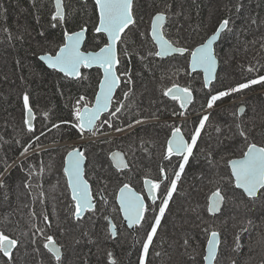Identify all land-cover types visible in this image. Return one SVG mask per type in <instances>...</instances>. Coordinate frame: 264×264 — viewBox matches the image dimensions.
<instances>
[{
    "label": "trees",
    "instance_id": "obj_1",
    "mask_svg": "<svg viewBox=\"0 0 264 264\" xmlns=\"http://www.w3.org/2000/svg\"><path fill=\"white\" fill-rule=\"evenodd\" d=\"M54 3V0H0V56L8 58L0 67V180L21 159L0 181L4 185L0 187V232L5 234V231H10L11 238L19 241L12 261L0 253V264H57L42 246L41 233L37 232L39 225L45 236H49V231L55 236L59 234L57 239L61 238L67 245H71L67 247L62 264H111L112 259L116 264H137L138 257H134V253L139 249V242L132 241L124 234L112 239L107 232V216L115 215L112 204H109L110 209L105 212V217L97 221L85 218L75 222V206L72 201L69 212L63 166L66 153L76 146L48 149L23 158L40 147L80 136V132L72 126L76 122L72 106L82 96L94 97L101 79L98 69L90 72L84 70L79 80L62 74L55 76L39 60L42 51L56 53L64 43L65 34L81 28H88L85 50H97L107 43L104 34L95 32L99 17L92 0H87V3L63 0L65 20L62 22L52 19L56 11ZM157 7H162V11L170 16L171 21L165 31L178 47L202 44L224 19L230 21L231 31L223 34L217 51L221 53L226 48L231 62L225 65L221 59L220 75L210 88H205L202 74L190 76L187 56L159 60L158 56L149 55L154 52L151 31H140V15L142 11H154ZM133 9L135 19H139L120 43L118 73L122 85L112 109L118 106V101L125 107L116 116L109 113L105 115L103 121L107 119L111 126L104 123V130L99 131L100 134L121 132L122 135L80 144L89 155L88 163L92 170L86 169V177L92 184L95 173L101 187L108 189L107 199H113L117 181H121L125 175L103 165L108 163L107 156L109 158L115 149H122L135 157L133 166L137 175L134 173L133 179L139 181L148 168H157L163 152L162 146L173 127L180 126L189 132L187 127L195 126L204 115H208L209 120L205 131L201 133L205 136L210 129L209 140L201 147L203 151L199 162L210 159L209 154L215 146L211 136L224 132V135L221 134L222 139L237 138L238 126L244 121L252 130H257L264 143V83L231 93L216 102L217 106L223 105L233 97L257 92L249 98V112L244 119H237L238 124L235 119L238 117L237 109L233 106L216 111L213 110L215 105L207 107L211 95L264 76V0H135ZM253 20L256 22L253 23ZM225 62L228 61L225 59ZM125 71L131 73V84L125 83ZM90 73L92 77L84 80ZM177 84L193 90L197 95L184 116L179 115L182 109L177 107V102L163 95L165 90ZM129 89V99L124 100L123 93ZM25 94L33 104L45 107L41 108L36 121V131L42 135L39 139L34 138L25 123ZM195 115L198 116L193 119H180ZM137 120L142 122L137 124ZM130 124L132 127H129ZM235 125H238L237 129ZM25 147H28L27 153H24ZM212 175L210 183L218 181L216 177L219 176ZM125 176H129L128 173ZM42 182H45L46 201L37 193V184ZM45 216L51 225L46 224ZM7 227L9 230H6ZM262 231L264 233V226ZM176 234L179 236L178 250L173 249V241L176 240L173 236ZM184 234L179 226H170L167 231L160 233L158 243H155V247H158L153 251V258L150 256L151 262L148 264H176L183 259L182 253H179L182 248H193L197 252L198 242L195 244L191 241L188 246H183L186 239ZM224 243H227L226 240Z\"/></svg>",
    "mask_w": 264,
    "mask_h": 264
},
{
    "label": "snow or ice",
    "instance_id": "obj_2",
    "mask_svg": "<svg viewBox=\"0 0 264 264\" xmlns=\"http://www.w3.org/2000/svg\"><path fill=\"white\" fill-rule=\"evenodd\" d=\"M133 2L134 0H95V6L99 10V24L95 28L96 33L106 34L109 43L107 46L102 47L99 52L84 53L81 49V44L85 39L86 28H81L79 32L73 34H66L65 38L67 43L64 47L60 48L59 53L55 56L41 57L43 60H47L48 66L53 69H58L66 77L80 78L81 68H91L97 66L103 70V82L100 84L99 94L95 98L94 107H80L77 102V107L74 109L76 123L72 126L79 130L80 134L89 132L92 135H96L100 116L102 113L109 112L110 115L116 116L117 113L125 107L123 103L119 101L118 106L114 109L110 108L113 101V93L121 83V76L117 73V65L120 64V60L117 53V45L122 42V35L130 25L135 24L133 17ZM87 3V0H85ZM56 11L53 15V20L64 21L65 11L63 8V0H55ZM170 7V6H169ZM239 11V8H237ZM166 15L164 11L156 14L151 24V38L158 46L159 50L155 53H149V55H155L161 58H165L171 54H184L189 50L183 47H175L172 42L165 38L163 28L166 22ZM253 23L256 21L253 20ZM230 21L224 19L220 23L217 32L207 40L206 43L195 48L190 52V66L193 72L200 69L205 74V85H207L213 78L214 72L217 66L216 53L213 48V44L220 38L221 33L231 31L229 27ZM143 60L144 57H141ZM250 71L252 69H249ZM127 77L125 83L131 84L132 78L129 71L123 73ZM264 83V76H259L256 79H252L248 82L238 84L236 87L226 91L219 92L215 95H211L208 100L207 107L212 108L217 101L223 97H227L231 93L239 92L244 89H248L252 85ZM131 89L123 93L124 100H128ZM163 95L168 96L170 99L178 101L180 108L184 109L179 115L184 116L188 106L193 102V95L190 89L182 88L178 85H173L172 88H168L163 92ZM80 100H84L81 97ZM24 107L28 114V120L25 121L28 124V130L32 131V125L30 120L33 116L32 108L29 106V96L25 94L23 96ZM209 120L208 115L202 116L198 122V127L191 135L190 141L186 140L180 127H173L171 131V138L167 141V149L164 158L172 160L174 156L182 158V162L179 164V171L176 172L175 179L170 181V187H166V196L162 199V203L159 206L158 216L153 217L154 223H151L150 231L146 233V240L144 241L143 256L140 258V264H145L146 258L149 253V248L153 243L154 237L157 235V230L161 225V219L165 215V211L168 208L169 201L172 199L173 193L177 189V181L181 179V174L185 171V166L189 164L190 158L194 157L193 150L196 148L197 141L201 136L202 130L205 129L206 122ZM142 121L137 120L139 124ZM105 124H111L107 119L103 121ZM58 127V126H57ZM129 127H132L130 124ZM239 127V126H238ZM123 131V129H118ZM219 132L220 129L217 128ZM239 135L247 141V133L241 129ZM39 139V137H37ZM28 147H31L29 145ZM28 147L24 148V153L28 152ZM119 153L113 154V159L119 157ZM85 160L84 153L80 149H73L68 154V167L65 169L68 175L69 185L72 189V199L76 202V210L74 216L79 220L82 219V213L86 211H95V205L92 202V195L88 182L83 179L82 164ZM117 167L127 168L128 164L120 159L117 163ZM232 175L235 177V187L242 189L246 196L256 201L258 199L264 200V146H258L256 143H250L247 145V151L244 152L243 157L231 162ZM6 170V169H5ZM163 174L164 168L160 169ZM164 179H168L164 176ZM160 182L152 180L145 181V187L147 188L148 196L153 203L157 199L156 192L160 188ZM0 187H4L0 184ZM224 197L220 191H217L213 195L212 205L209 211H218L219 206L222 203ZM120 206L124 212V218L128 222V226L131 227H143V222L146 220V213L153 211L150 206L145 204V199L135 191H133L127 184L120 190ZM47 220V216L44 217ZM37 232L43 234V230L37 228ZM112 235H116L115 225H112ZM47 243L44 247L53 253L57 261L61 260L60 249L53 242L51 236H45ZM19 241L15 238H10L8 235L0 232V253L8 258V261L13 259V249L18 245ZM187 243V242H186ZM218 245V233L212 232L211 239L208 241L207 255L204 259L208 264H213L217 255ZM159 255V253H156ZM111 257V254H109ZM111 264H116L115 260L111 261Z\"/></svg>",
    "mask_w": 264,
    "mask_h": 264
},
{
    "label": "rangeland",
    "instance_id": "obj_3",
    "mask_svg": "<svg viewBox=\"0 0 264 264\" xmlns=\"http://www.w3.org/2000/svg\"><path fill=\"white\" fill-rule=\"evenodd\" d=\"M162 10H163L162 7H157V9L155 8L154 11H152V10L151 11H148V10L142 11L141 14L144 15V17H143V19H141L142 15H140V24H139L140 25V28H139L140 31H142L144 33L151 31V24H152V20H153L154 16L156 14H158L159 12H161ZM165 14L167 15V23H166L163 31H164L165 36L167 37V33L165 30H166V27L169 26V22L171 21V18L166 13V11H165ZM134 17H135V15H134ZM138 19H139L138 17L135 19V23H136V20L138 21ZM144 20H145V22H144ZM216 29H217V26L213 29V32ZM172 35L174 36L173 33H172ZM150 39L154 45V48H153L154 52L153 53H155L156 52L155 49L157 50V47L155 46L152 38H150ZM169 41L172 42L170 39H169ZM172 43L175 44L174 42H172ZM191 44H192V42L189 43L188 46ZM105 45H106V43L103 46H101V48L104 47ZM200 45H202V44H198V45H196V47H199ZM219 45H220V43H219ZM219 45H218V47H219ZM218 47H217V50H218ZM193 49H195V48H193ZM84 50H85V48H84ZM98 50L99 49L93 50V51H98ZM85 51H90V50H85ZM53 52H50V53L52 54ZM45 53H46V51H42L40 54H45ZM217 55H220L219 59L220 60L222 59V61L225 63V65H227L229 62H231L228 60L230 57V54L226 48L223 49V51L221 53H218V51H217ZM153 56H155V55L153 54ZM179 56H184V57L187 56L188 57V65H189L190 59H189L188 55H179ZM172 57H175V56H172ZM172 57H168L167 59L172 58ZM7 59L8 58L5 56H0V67H2L4 65V63ZM158 59L161 60L160 57H158ZM225 59L228 62H225ZM177 62H179V61H177ZM98 71L101 72L99 69H98ZM189 73H190V71H189ZM95 74H96V72H95ZM90 76L92 77L91 73L84 80H87L88 78H90ZM99 83H100V81H99ZM98 86H99V84H98ZM256 93L257 92H255L254 94H256ZM259 93H262V92L260 91ZM252 94L253 93H250V95L244 94V95H241L238 97H233L228 103H225L223 105H218V106L215 105L213 107V110H223L226 106L234 105V104H237L238 107L239 106L240 107L241 106L248 107L250 104L248 101H249V98L252 97ZM95 96H96V94H95ZM95 96L94 97L88 96V97H91L94 100ZM77 102L78 101H76V100L74 101V103H77ZM74 109L75 108L72 106V113L73 114H74ZM246 113H247V111H246ZM137 126H139V125H137ZM244 131L247 133V136H248L247 141H245V139L243 137L231 138L230 140H225L224 138L222 139L221 134L224 135V132H222L221 134L218 133L216 136H211L212 142L214 143L215 146L212 149L211 153L209 154L210 159L202 161V162L198 161L200 158V155H201L200 148L202 147L203 143H208L207 140H209V139L207 137H205L202 140L199 138L197 141V145H196L197 155L194 158H191L189 161V164L186 165V169H185L183 176H182V177H184V180L183 179L180 180V184H179V188H178V194L179 193L180 194L179 195L177 194V196L175 197V200L173 202V209L171 212V216L169 217V220H167V222L164 224V229L166 231L170 228V226H173L174 228L176 226H179V228L183 229V232H185L184 237H186L185 242H183V246H188L191 243V241L194 242L195 244L197 242L200 244L199 253H197L196 255H194V254L192 255L190 253V251L193 250L190 248H182V250H179V253H182V255H183V259L179 261V264H204L203 259L205 256V247H206V243H207L208 238H209V234L212 232V231H208V229L213 224V223H211V221H207V220L211 219L210 218L211 215L209 212V198H210V195L217 190H220L221 193L223 194V196L225 198V205H224L223 212L220 215L215 216V217L219 218L215 222L222 228V230L220 232L222 233L223 237L225 239H227V243H226L227 248H225V250H223L222 252L219 253L218 258H220V256H223L222 261H224L225 259L228 260L229 256L227 255V249L229 250V255H232L234 258L235 257H241V254H245V252H244V249L243 250L241 249L242 251L240 250V245L243 244V246H244L245 244H247V240H246L245 236H247L249 238V237H252L253 234H255L253 237V238H255L257 235H259L258 233H261V230L264 226V200L258 199L256 201H252V200L243 199L244 194L240 193V190L235 187L234 180H233L232 176H230L231 171H230V167H229L228 157H230L231 154L236 155V158H239V157H242V153L244 152L246 145H248L250 143H257V144L264 145L263 140H261L259 133H257L255 130L248 128V130L245 129ZM120 133L121 132L102 133L100 136H97L96 138H89L88 142H86V143L97 141V140L100 141L102 139L111 138L113 136H120V135H122ZM188 137L191 138V136H188ZM36 152H39V151L37 149H35V151L33 150V152L31 151L28 154L24 155L23 158L29 156L30 154L36 153ZM234 152H236V153H234ZM124 153H125L127 159L129 160V163L133 166L134 162H136L135 157L130 156L129 153H127L125 151H124ZM86 156L88 159L89 155L86 154ZM19 161H20V159L17 160L8 169V171L3 175L2 179L12 169V167L14 165H16ZM107 161H108V163L103 164L104 167H111L112 170H114L111 159H110V157L108 158V156H107ZM88 162H89V159L87 160L86 168H88V170L90 171L91 170L89 168L90 163H88ZM205 166H207V167H205ZM133 167H134V169L136 171V175H137V170H136L135 166H133ZM59 170H58V172L60 173L61 171H59ZM212 174H217L219 177H216V178L218 179V181L221 180L220 185H218L219 188L216 190H212L213 187L210 185L209 180L212 179V176H213ZM92 178L91 179L93 180L92 184L94 187V192H96L98 195L102 194L103 192L108 193V189L101 187V182H99V183L97 182V179H96L97 177H96L95 173L93 174ZM168 179H170V178L168 177ZM229 179H231V181ZM125 181H126V179H122V183ZM179 189H180V191H179ZM138 190L140 192H144L142 187L139 188ZM241 194H243V195H241ZM241 201L243 202L242 204H241ZM160 205L161 204H158L155 206L152 205L151 209L153 211L149 212L150 216L155 215V211L157 209V206L159 207ZM100 210L105 211L104 202L100 203ZM192 210H193V212H192ZM189 213L192 214L193 219H192V216L189 215ZM9 214L11 216H13L12 212H9ZM176 217L181 218V220L179 218L176 219ZM113 218L117 221V224H119V225L121 224V221L118 218H116L114 216H113ZM195 219L196 220L198 219V221H195ZM174 220H176V222H174ZM78 222H80V221H78ZM173 224H175V225H173ZM6 230H9V228L7 227ZM66 232H69V231L66 230ZM9 233H10V231H5V234L11 238ZM111 234H112V232H111ZM173 237H174V239H176L173 241L175 243L173 249L178 250L177 239L179 238V236L176 234ZM192 237H195V238H192ZM45 243H47V241ZM69 246H71V245H69ZM66 251H67V249L65 250V254H66ZM21 254H23V250H22ZM21 254H20V256H21ZM22 258H24V256H22ZM218 258H217V263L219 260ZM25 260H26V258H25ZM225 264H228V263H225Z\"/></svg>",
    "mask_w": 264,
    "mask_h": 264
},
{
    "label": "flooded vegetation",
    "instance_id": "obj_4",
    "mask_svg": "<svg viewBox=\"0 0 264 264\" xmlns=\"http://www.w3.org/2000/svg\"><path fill=\"white\" fill-rule=\"evenodd\" d=\"M78 1V0H77ZM80 1H82V0H80ZM54 2H55V0H54ZM83 2H85V1H83ZM55 4V3H54ZM55 9H56V7H55ZM64 44V43H63ZM63 44H61L59 47H58V50H59V48L63 45ZM180 47H184V46H180ZM193 47V46H192ZM184 47V48H187L189 51H188V53L186 54V55H188L189 56V59H190V52L191 51H193L194 49L193 48H195V47ZM57 50V51H58ZM57 51H55L56 53H57ZM56 53H52L53 55L54 54H56ZM177 56H179V55H177ZM219 58V57H218ZM220 63H221V60H220ZM44 66V65H43ZM189 66V65H188ZM45 67V66H44ZM46 68V67H45ZM44 68V69H45ZM220 68H221V65H220ZM47 69V68H46ZM85 71H92V70H95V69H91V70H88V69H84ZM83 70V71H84ZM56 75L55 76H59V75H61L60 73H58V72H56V71H54V70H52ZM197 74H201V73H195V74H193V75H190V76H192V77H195ZM220 74H218V76H219ZM204 81V80H203ZM178 85V84H177ZM179 86H182V85H180L179 84ZM183 87H185V86H183ZM172 88V87H171ZM186 88V87H185ZM208 89V88H207ZM190 91H192V92H194L193 90H191L190 89ZM118 93V92H117ZM194 94H195V99H196V93L194 92ZM117 95V94H116ZM85 97H86V99H88L89 101H93V99L91 98V97H88V96H86L85 95ZM167 98L168 99H170L168 96H167ZM170 100H172V99H170ZM175 101V100H174ZM177 103H175L176 105H177V107L179 106L180 107V104H179V102L178 101H176ZM194 102H195V100H194ZM194 102L188 107V109L194 104ZM29 106L33 109V112H34V127L32 128L33 130H32V132H33V135H34V138L36 139L37 137H41L42 135H40L39 134V131L37 132L36 131V126H37V124H36V121H37V118L40 116V113H41V108H45V107H42V105H40V107L39 106H37L36 104H33L30 100H29ZM229 106V105H228ZM231 106H233L234 108H236L237 109V116L238 117H236L235 119H236V123L238 124L239 123V120H238V122H237V119H244L246 116H247V113H246V111L247 112H249V110H248V107H246L245 106V108L243 109V114L242 115H240V111H241V107L239 106L238 107V105L237 104H234V105H231ZM187 109V110H188ZM182 111H184L183 109H182ZM216 111V110H215ZM25 121H26V116H27V111H26V109H25ZM196 116H198V115H195V116H192V117H183V118H180L181 120H183V119H186V118H188V119H193L194 117H196ZM250 115L248 114V117H249ZM104 118V117H103ZM103 118H102V120H101V122H100V126H99V129H98V131H100V130H104V128H105V126H104V123H103ZM168 119H166V120H164L163 122H165V121H167ZM74 121V120H73ZM150 122H153V121H150ZM245 122V121H244ZM241 123V125H240V127H238V132L241 130V129H243V130H248V128H250L249 126H248V124H246L247 122H245V123ZM68 123V122H67ZM76 122L74 121V124H75ZM237 126L238 125H235V127H236V129H237ZM175 127H177V126H175ZM178 127H180V126H178ZM198 127V122H197V124L194 126L193 125V127H187V129L189 130V132H187V131H185V129L183 128V127H180L183 131H184V133H185V135L187 136V138L189 139V141H190V137H188V136H191L193 133H194V131H195V129ZM232 128H233V126H232ZM210 130V129H209ZM209 130L206 132V135L205 136H203L202 135V133H201V136H200V139L202 140V139H204L205 137H207L208 138V133H209ZM256 130V129H255ZM172 131V130H171ZM171 131L168 133V136H167V138H166V140L164 141V145L162 146V149L161 150H163V152H162V155H161V157H160V159L161 160H159L158 161V165H157V168H152V169H150V168H148V171H146V172H144L143 174H142V177L140 178V180L139 181H136V180H134L133 178H134V173H135V175H136V171H135V169H133L134 167L133 166H131V164L129 163V160H128V163H129V168L128 169H126V170H117V169H115L114 168V170L115 171H118L119 173H124L125 175H126V173H128V175L129 176H123V178L122 179H126V181L125 182H123L122 183V179H121V181H117L118 182V186H117V188H116V191H115V193H114V197H113V199H107V196L109 195L108 193H102V194H97L96 192H94V187H93V185H92V192H93V197H94V199H95V201H96V208H95V211L93 212H90V213H88L84 218H82V219H77L76 217H75V222H78V221H83V220H85V218L87 219H89V220H95V221H97V219L98 218H101L102 219V217H105V212H107V211H109V209H110V206H109V204H112V207H113V213L115 212V215H114V217H116V218H118L120 221H121V224L119 225V224H117V221L113 218V216H111V215H109V216H107V221H108V226H107V232H108V234H109V236H111L112 237V239H117L119 236H121V235H126V236H128L129 238H131L132 239V241H134V242H136V243H138V245H139V249L134 253V257L135 256H137L138 258V263L137 264H140V258L143 256V248H142V245H143V243H144V241L146 240V233L148 232V231H150V227H151V223H154V221H153V217L154 216H158V214H159V207L157 206V209H156V211H155V215L154 216H150V214H149V212L148 213H146L145 215H146V220H145V222H143V227H135L134 229H131V228H129L126 224H125V221H124V219H123V216H122V213H121V210H120V208H119V205H118V203H117V197H118V193H119V190L121 189V187L123 186V185H125V184H128V185H130V186H132L133 188H135L138 192H140L138 189L139 188H143V190H144V192H140L141 194H143L144 196H145V200H146V203H147V205L148 206H150V209L152 208V205L153 206H155V205H158V204H161L162 203V199L166 196V187H170V181L172 180V179H175V173L176 172H178L179 171V164L182 162V158L181 157H177V156H174L173 158H172V160H167V159H165L164 158V156H165V153H166V149H167V141L170 139V137H171ZM205 131V129L202 131V132H204ZM257 131V130H256ZM239 137H241L240 135H239ZM257 144V143H256ZM203 145V144H202ZM257 145H259V146H264V145H261V144H257ZM68 146H70V144H69V141L68 140H62L60 143H57V144H54V145H51L50 147H48V148H46V147H40V148H38L37 150L40 152V151H44V150H48V149H55V148H60V149H62L63 147L65 148V147H68ZM77 147H82V146H77ZM76 147V148H77ZM245 147V146H244ZM83 148V147H82ZM83 150H84V148H83ZM115 150H122V149H115ZM114 150V151H115ZM200 152H202L203 151V149L202 148H200ZM71 151V150H70ZM113 151V152H114ZM123 152H124V150H122ZM247 151V145H246V148L244 149V152H246ZM69 152V151H68ZM67 152V153H68ZM193 152H194V157L197 155V149L195 148L194 150H193ZM244 152L242 153V157H243V154H244ZM66 153V154H67ZM234 153H236V152H234ZM201 156V155H200ZM193 157V158H194ZM242 157H239V158H242ZM239 158H236V155H233V154H231V156L230 157H228V159H229V162L231 161V160H233V159H239ZM191 159V158H190ZM208 160V159H207ZM190 161V160H189ZM164 162V163H163ZM171 162H173V163H171ZM229 167H230V165H229ZM161 168H164L165 169V172L162 174L161 172H160V169ZM87 169V168H86ZM185 169H186V166H185ZM63 170H64V167H63ZM230 171H231V169H230ZM65 173V172H64ZM44 176V175H43ZM164 176H167V177H169L170 179H164ZM183 176V174H181V179H183L184 180V177H182ZM230 176H232V173H231V175ZM61 178L63 179V177H62V174H61ZM65 178H66V175H65ZM232 178H233V176H232ZM148 179H150V180H152V181H155V182H160V188L157 190V199H156V201H155V203H153V201H151L147 196H146V193H145V189H144V183H145V181L146 180H148ZM180 179V180H181ZM180 180L179 181H177V189H176V191L173 193V196H172V199L169 201V205H168V208L166 209V211H165V215H164V217L161 219V225H160V227L158 228V230H157V235L154 237V239H153V243H152V245L150 246V248H149V253H148V256H147V258H146V262H145V264H148V263H150L151 262V259H150V256H152V258H153V251H155L156 250V248L158 247V245H157V247H155V243L157 244L158 243V239H159V236H160V233H162V232H164V224L167 222V220H169V217L171 216V212H172V209H173V202H174V200H175V197L177 196V194H178V188H179V184H180ZM230 181H231V179H229ZM233 180H234V178H233ZM221 181V180H220ZM220 181H216V182H211L210 184H211V186L213 187L212 188V190H216V189H218L219 188V186L218 185H220ZM67 182V181H66ZM38 185V187H37V193L38 194H40L41 195V198L44 200V201H46V198H47V192H46V189H45V182H42V184L40 183H38L37 184ZM234 185H235V181H234ZM164 187V188H163ZM240 190V193H243L244 194V198L243 199H246V200H250L247 196H246V194L243 192V190H241V189H239ZM67 192L65 193V198L68 200V205H69V212H71V210H70V203H71V200H72V196H71V192H70V189H69V187H68V184H67V190H66ZM179 191H180V189H179ZM217 191H220V190H217ZM217 191H215V192H217ZM215 192H213L211 195H210V198H209V207H210V199H211V197L213 196V194L215 193ZM220 193H221V191H220ZM180 194V193H179ZM178 194V195H179ZM243 194H241V195H243ZM36 195V194H35ZM33 196V199H34V202H35V200H36V196ZM221 195L223 196V194L221 193ZM246 196V197H245ZM224 197V196H223ZM161 198V199H160ZM177 199V198H176ZM73 201V200H72ZM101 202H104V206H105V211H101L100 210V203ZM224 205H225V198H224V204H223V209H224ZM74 206H75V204H74ZM223 209H222V211L219 213V214H211L210 213V215H211V219L210 220H207V221H211V223H213L211 226H210V228L208 229V231H212V232H216V233H218L219 234V237H220V244H219V253L220 252H222L223 250H225V248H227L226 247V244L224 243V240H226V242H227V239H225L224 237H223V235H222V233L220 232L221 230H222V228L215 222L217 219H219V218H217V217H215V216H218V215H220L222 212H223ZM210 212V211H209ZM35 216H36V214H35ZM36 218H38L37 216H36ZM48 218V217H47ZM37 223H38V225H39V222H38V219H37ZM46 224L47 225H51L50 224V222H49V218L46 220ZM112 225H115V229H116V235L115 236H112V234H111V232H112ZM40 227V225L38 226V228ZM160 228H161V230H160ZM65 232H66V230H64ZM211 232V233H212ZM159 233V234H158ZM211 233L209 234V238H208V241L210 240V238H211ZM259 235H257L255 238H253L254 237V235L255 234H253V236L252 237H247V236H245V238H246V240H247V244H245L244 246H243V244H241L240 245V250L242 249H244V252H245V254H241V257H233L232 255H229V250L227 249V255L229 256L228 257V260H224V261H222V259H223V256H220V258H218V256H219V253H218V256H217V258L219 259L218 260V263H217V260H216V263L215 264H225V263H228V264H264V233H263V231L261 230V233H258ZM48 235L49 236H51L52 237V240H53V242L54 243H56L61 249H62V256H61V260L60 261H57L56 260V258H55V256L53 255V253H51V252H49V250L47 249V248H45L44 247V244H45V242H46V240L44 239V237H45V234H41L40 235V237H41V240L43 241V247L45 248V250H46V252H47V254H49L50 255V257L52 256L55 260H56V262H57V264H62V261H63V258H64V255H65V250L67 249V247L69 246V245H67V242H65L63 239H61V238H56L59 234H57V236H55L54 234H52L50 231L48 232ZM160 241V240H159ZM208 241H207V243H206V247H207V244H208ZM199 244V243H198ZM223 246H224V249H223ZM199 247H200V244H199ZM206 247H205V255H206ZM18 249V248H17ZM193 249V248H192ZM241 250V251H242ZM190 253L193 255H196L197 253H199V250H197V252L193 249V250H191L190 251ZM221 255V254H220ZM205 257V256H204ZM222 258V259H221ZM113 260V259H112ZM111 260V261H112ZM116 262V261H115ZM203 262H204V264H205V261H204V259H203ZM176 264H179V262L178 263H176Z\"/></svg>",
    "mask_w": 264,
    "mask_h": 264
},
{
    "label": "water",
    "instance_id": "obj_5",
    "mask_svg": "<svg viewBox=\"0 0 264 264\" xmlns=\"http://www.w3.org/2000/svg\"><path fill=\"white\" fill-rule=\"evenodd\" d=\"M82 1H85V0H82ZM93 2H94V4H95V0H92ZM134 2H135V0H134ZM134 2H133V6H134ZM63 8H64V3H63ZM97 8V7H96ZM97 12H98V17H99V10H98V8H97ZM166 15V14H165ZM133 17H134V12H133ZM166 17H167V15H166ZM134 19H135V17H134ZM166 23H167V19H166V22H165V24H164V27H165V25H166ZM222 23V22H221ZM98 24H99V20H98ZM98 24H97V26H98ZM220 25V24H219ZM219 25H218V27H217V29L214 31V32H212V34L207 38V40L208 39H210L211 38V36L212 35H214L216 32H217V30H218V28H219ZM133 25H130L129 26V28L128 29H126L125 30V33L122 35V38L124 37V35L126 34V32L132 27ZM86 28V32H85V39L83 40V42H82V44H81V51L82 52H84V53H89V52H92V53H95V52H99L100 51V49L98 50V51H93V50H90V51H85L84 50V47H85V44H86V41H87V39H88V28L87 27H85ZM164 29V28H163ZM80 30H78V31H75V32H79ZM75 32H68V33H66V34H73V33H75ZM164 32V31H163ZM225 32H223V33H221V35H220V38L213 44V48H214V50H215V53H216V58H217V66H216V69H215V72H214V78L207 84V85H205V74L203 73V71L202 70H200V69H197V71H195V72H193L192 70H191V66H190V61H191V57H190V60H189V71H190V75H193V74H195V73H201L202 74V77H203V80H204V85H205V88H210L216 81H217V78H218V74H219V71H220V59L218 58V56H217V47H218V45H219V43L221 42V39H222V37H223V34H224ZM65 34V35H66ZM98 34H103V33H98ZM105 35V37H106V39H107V36H106V34H104ZM165 35V34H164ZM165 38L166 39H168L166 36H165ZM169 40V39H168ZM207 40L204 42V43H206L207 42ZM154 42V41H153ZM67 43V40H66V38H65V40H64V44L60 47V48H62V47H64V45ZM109 43V41L107 40V43H106V45L105 46H107V44ZM204 43H202V44H204ZM154 44H155V42H154ZM175 47H178V46H176L175 44H173ZM104 46V47H105ZM155 46L157 47V51L159 50V48H158V46L155 44ZM201 46V45H200ZM60 48H59V50H60ZM195 48H197V47H195ZM59 50L57 51V53L56 54H51V53H45V54H40L39 55V60L42 62V64L47 68V69H49V70H54V71H56V72H58V73H60V74H62V75H64L62 72H60L58 69H53V68H50L49 66H48V63H47V60H43V59H41V57H48V56H52V57H55L58 53H59ZM195 50V49H194ZM193 50V51H194ZM117 53H118V57H119V60H120V44H118L117 45ZM188 52H185L184 54H182V55H186ZM176 55H181V54H171V55H169V56H167V57H165V58H161V59H167L168 57H172V56H176ZM119 66H120V64H118L117 65V73H118V68H119ZM85 68H81V76H80V78L82 77V72H83V70H84ZM88 70H91V69H99L100 71H101V80H100V83H99V86H98V90H97V93H96V96L99 94V91H100V84L103 82V70L102 69H100V68H98L97 66H93V67H91V68H87ZM118 75H119V73H118ZM65 76V75H64ZM68 78H71V79H74V80H79L80 78H72V77H68ZM122 85V80H121V83H120V85H119V87L118 88H116L115 89V91H114V93H113V101H112V105H113V102H114V99H115V97H116V94H117V92H118V90H119V88H120V86ZM179 86V85H178ZM180 87H182V88H185V87H183V86H180ZM192 92V91H191ZM192 95H193V102H194V100H195V94H194V92H192ZM96 96H95V98H96ZM192 102V103H193ZM191 103V104H192ZM190 104V105H191ZM112 105L110 106V108H112ZM189 105V106H190ZM94 106H95V103H94ZM93 106V107H94ZM188 106V107H189ZM245 107L244 106H241V111H240V115H242L243 114V109H244ZM184 110V109H183ZM32 111H33V109H32ZM109 112H105V113H102L101 114V116H100V121L102 120V118L105 116V115H107ZM34 112H33V116H32V118H31V120H30V123H31V125H32V128L34 127ZM29 118H28V114H27V116H26V120H28ZM99 121V122H100ZM28 125V124H27ZM181 131L183 132V134H184V137H185V139L186 140H189L188 138H187V136L185 135V133H184V131L181 129ZM87 132V131H86ZM171 138V137H170ZM259 146V145H258ZM75 149H80L83 153H84V156H85V160L83 161V164H82V168H83V179L84 180H86L87 182H88V185H89V188H90V192H91V195H92V202H93V204L95 205V208H96V201H95V199H94V197H93V192H92V185H91V183L89 182V180L87 179V177H86V165H87V156H86V154H85V152H84V150H83V148L82 147H77V148H75ZM73 150V149H72ZM72 150L71 151H69L66 155H65V160H64V172H65V175H66V180H67V184H68V187H69V189H70V192H71V196H72V189H71V187H70V185H69V181H68V175H67V173H66V171H65V169L68 167V154L70 153V152H72ZM114 153H119L120 154V156L119 157H117L116 159H113V154ZM177 157H179V156H177ZM123 159V161L124 162H126L127 164H128V167L127 168H123V167H120V168H118L117 167V163H119L120 162V159ZM110 159H111V162H112V164H113V167L115 168V169H117V170H126V169H128L129 168V163H128V159H127V157H126V155H125V153L122 151V150H115L112 154H111V156H110ZM239 159H241V158H239ZM233 160H238V159H233ZM233 160H231L230 162H229V165H230V169H231V173H232V168H231V162L233 161ZM233 176V175H232ZM233 178H234V181H235V177L233 176ZM148 180H150V179H148ZM128 185V184H127ZM133 191H135L136 193H138L139 195H141L142 197H144V199H145V196L143 195V194H141L140 192H138L135 188H133L132 186H130V185H128ZM124 187V185L121 187V188H123ZM144 189H145V193H146V196L151 200V198L148 196V192H147V188L145 187V183H144ZM121 190V189H120ZM120 190H119V193H118V197H117V203H118V205H119V208H120V210H121V213H122V216H123V219H124V221H125V224L128 226V222H127V220H125V218H124V212L122 211V209H121V206H120ZM242 190V189H241ZM156 195H157V192H156ZM214 195V194H213ZM73 200V199H72ZM212 200H213V196L211 197V199H210V206L212 205ZM74 201V200H73ZM152 201V200H151ZM75 202V201H74ZM145 204L147 205V203H146V200H145ZM223 204H224V199H223V201H222V203L220 204V206H219V210L218 211H210V213L211 214H219L221 211H222V209H223ZM75 205H76V202H75ZM210 208V207H209ZM75 210H76V207H75ZM90 212H92V211H86V212H84V213H82V218H84L88 213H90ZM129 227V226H128ZM130 228V227H129ZM135 227H131V229H134ZM115 231H116V229H115ZM211 239V238H210ZM56 244V243H55ZM219 244H220V237H219V234H218V245H217V255H216V259L213 261V264H215L216 263V260H217V256H218V253H219ZM56 246L60 249V253H61V256H62V249L56 244ZM17 247H18V245H17ZM17 247L15 248V249H13V253L15 252V250L17 249ZM207 249H208V244H207V247H206V255H207ZM205 255V256H206ZM204 261H205V264H208V262L204 259Z\"/></svg>",
    "mask_w": 264,
    "mask_h": 264
},
{
    "label": "built area",
    "instance_id": "obj_6",
    "mask_svg": "<svg viewBox=\"0 0 264 264\" xmlns=\"http://www.w3.org/2000/svg\"><path fill=\"white\" fill-rule=\"evenodd\" d=\"M86 136V135H85Z\"/></svg>",
    "mask_w": 264,
    "mask_h": 264
}]
</instances>
